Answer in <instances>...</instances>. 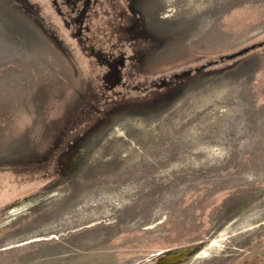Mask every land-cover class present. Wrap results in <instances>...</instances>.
Masks as SVG:
<instances>
[{
    "label": "rangeland",
    "instance_id": "rangeland-1",
    "mask_svg": "<svg viewBox=\"0 0 264 264\" xmlns=\"http://www.w3.org/2000/svg\"><path fill=\"white\" fill-rule=\"evenodd\" d=\"M52 2L0 0V264H264V0H141L116 83Z\"/></svg>",
    "mask_w": 264,
    "mask_h": 264
},
{
    "label": "flooded vegetation",
    "instance_id": "flooded-vegetation-1",
    "mask_svg": "<svg viewBox=\"0 0 264 264\" xmlns=\"http://www.w3.org/2000/svg\"><path fill=\"white\" fill-rule=\"evenodd\" d=\"M101 1L103 0H53L52 3L55 11L62 18L65 29L71 30V34L75 36L79 44L90 49L97 60L106 65L108 72L104 78L116 83L122 81V69L125 65L132 63L136 67L146 62V49L144 46L141 48L146 40L145 18L141 11V0H105L108 2L106 8L96 7L98 4L99 6L103 5ZM137 4H139L138 8L136 7ZM100 9H106V15L116 20L110 29V39L115 37L117 42H127L131 50L130 54H127L126 48L122 49V44L121 46L115 43L107 50H95V46L92 44L93 39L86 35V31L89 29L91 20L96 19ZM190 248L192 247L164 252L157 257L156 264L168 254ZM191 258L189 256L187 260Z\"/></svg>",
    "mask_w": 264,
    "mask_h": 264
},
{
    "label": "water",
    "instance_id": "water-1",
    "mask_svg": "<svg viewBox=\"0 0 264 264\" xmlns=\"http://www.w3.org/2000/svg\"><path fill=\"white\" fill-rule=\"evenodd\" d=\"M200 250L197 247H192L190 249H182L181 251H175L172 254L166 255L163 260H159L158 264H176L180 261L187 260V258L195 257ZM177 252V253H176Z\"/></svg>",
    "mask_w": 264,
    "mask_h": 264
},
{
    "label": "bare ground",
    "instance_id": "bare-ground-1",
    "mask_svg": "<svg viewBox=\"0 0 264 264\" xmlns=\"http://www.w3.org/2000/svg\"><path fill=\"white\" fill-rule=\"evenodd\" d=\"M17 210H19V209H14L15 212H16ZM214 243H215V242H214ZM212 245H214V244H212ZM201 253L204 254V253H207V251L204 250V249H203L202 251H199L198 254L196 255V257L199 256V255H201ZM201 256H202V255H201Z\"/></svg>",
    "mask_w": 264,
    "mask_h": 264
}]
</instances>
